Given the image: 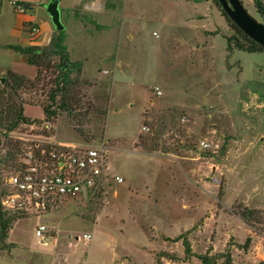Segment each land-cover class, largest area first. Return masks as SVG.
<instances>
[{
	"label": "rangeland",
	"instance_id": "1",
	"mask_svg": "<svg viewBox=\"0 0 264 264\" xmlns=\"http://www.w3.org/2000/svg\"><path fill=\"white\" fill-rule=\"evenodd\" d=\"M243 1L264 22L253 1ZM76 4L59 6L69 61L82 63L81 75H71L78 80L72 111L44 122L40 104L27 105L24 114L36 123L9 137L22 152L36 143H105L108 177L103 194L21 219L17 240L38 258L35 229L45 225L61 245L91 234L89 250L78 242L71 264H156L163 252L171 255L161 264H201L195 256L186 262L181 241L165 237L175 239L195 218L188 228L195 254L213 241L215 252L229 246L235 264L264 263V53L227 50L232 33L213 0ZM9 23L0 19V87L9 71L37 76L8 48L17 44ZM58 63L39 69L40 91L23 95L27 101L46 102ZM6 150L2 138L0 158ZM14 169L0 164L2 187ZM246 209L255 212L250 224L240 218Z\"/></svg>",
	"mask_w": 264,
	"mask_h": 264
},
{
	"label": "trees",
	"instance_id": "2",
	"mask_svg": "<svg viewBox=\"0 0 264 264\" xmlns=\"http://www.w3.org/2000/svg\"><path fill=\"white\" fill-rule=\"evenodd\" d=\"M254 8L257 13L264 20V0H252ZM215 6L218 8L221 16L225 19L231 35L226 37L227 50L233 52L239 50L247 53H264V48L255 43L249 37H247L229 18L225 12L221 9L217 0H213ZM27 11L31 10V5L24 4ZM48 15V14H47ZM54 30V28H53ZM67 35L66 31L57 32L54 30L50 44L46 48L35 47H20V46H8L9 49L19 52L26 58L28 65L37 68V76L34 80L26 78L24 75L9 71L7 72L5 79L6 82L0 87V144L1 139L6 140V153L0 158V164L9 167L16 168L19 164V157L22 153L18 143H14L9 137L11 133L15 132L21 125H32L35 121H30L24 114V108L27 105H33L38 103L41 106L44 118L42 121L50 122L54 120L61 112H71L68 102L73 99L71 89L77 84L78 80L71 77L76 73L79 77L82 73L81 62L69 61V53L67 46L65 45ZM57 57L59 63L53 65V68L57 71V76L53 81V87L49 89L46 94V102H42L33 98L27 101L23 95L30 93H38L40 91L39 85L42 82L40 79L41 69L43 66L49 68L51 65V59ZM42 90V89H41ZM33 97V96H32ZM74 101V100H73ZM5 146V144H4ZM168 153L164 154L167 156ZM4 194L2 182L0 180V200ZM254 210L246 209L240 214L241 220L246 224L249 223V219L254 215ZM23 219L16 214H11L3 210L0 205V250H9L12 245L6 243V239L13 225ZM189 232L181 233L175 239L174 242L181 241L184 258L187 262L191 257L195 256L201 264H235L232 259L231 250L229 246H226L223 252H215L212 246H209L204 253L195 254L192 249V244L188 239ZM170 240V239H167ZM251 239L247 238L242 247L247 249ZM170 253H162V256L170 257ZM160 255H156V264H161ZM174 261L173 258H170ZM258 264H264L260 262Z\"/></svg>",
	"mask_w": 264,
	"mask_h": 264
},
{
	"label": "built area",
	"instance_id": "3",
	"mask_svg": "<svg viewBox=\"0 0 264 264\" xmlns=\"http://www.w3.org/2000/svg\"><path fill=\"white\" fill-rule=\"evenodd\" d=\"M12 10L24 15L28 11L25 3L12 0ZM29 39L40 36V28L29 23ZM155 94L162 93L155 88ZM201 146L207 145L201 142ZM108 149L105 143L82 147L68 143H36L23 150L18 166L3 178L4 194L0 205L4 211L20 217H35L48 213L61 201L91 199L103 194L108 177ZM114 180L121 182L119 176ZM45 225L35 229L40 243L47 245ZM91 234L77 236L76 240L87 243Z\"/></svg>",
	"mask_w": 264,
	"mask_h": 264
},
{
	"label": "crops",
	"instance_id": "4",
	"mask_svg": "<svg viewBox=\"0 0 264 264\" xmlns=\"http://www.w3.org/2000/svg\"><path fill=\"white\" fill-rule=\"evenodd\" d=\"M10 1L12 0H0V19L4 16L9 17V35L10 38L13 39V43H17L14 46L35 48L48 47L53 33V26L51 24L50 17L47 15L45 10L49 0H16L31 5V10L24 15L15 13L9 4ZM106 1L107 0H77L76 5L81 6V9H102L104 8ZM30 22L35 23L40 28V36L34 41L30 40L28 35V24ZM140 153L145 154L142 152ZM19 222L20 220H18L13 225L6 239V243L11 244L12 247L9 250L0 251V264H71L70 261L77 251L79 241L75 239V241L73 240L67 245H61L59 243V237L57 233H46L45 240H47V245L41 244L37 238L38 247L40 248L37 251L35 250V252H39L40 254V256L37 258L29 250L28 246H24L21 241L17 240L19 239V234L16 232V228ZM194 222L195 218L191 221L192 224L186 227V229H180V234L189 231L190 229L188 230V228L192 225L193 226L191 228H193L196 225ZM203 228H205V224L203 226H198V230L200 231ZM165 237L168 239L174 238H172V236L166 235ZM188 237H192V233L189 234ZM90 241L87 243L82 242L88 250ZM210 246H212L214 251L218 250L215 247V242L211 241ZM82 254L87 255L83 250ZM113 258L116 257L114 256Z\"/></svg>",
	"mask_w": 264,
	"mask_h": 264
},
{
	"label": "water",
	"instance_id": "5",
	"mask_svg": "<svg viewBox=\"0 0 264 264\" xmlns=\"http://www.w3.org/2000/svg\"><path fill=\"white\" fill-rule=\"evenodd\" d=\"M60 2L61 0H49L45 9L54 30L57 32L65 30L61 21ZM217 2L230 21L247 37L264 48V22L249 12L243 0H217ZM4 81L5 79H2V83Z\"/></svg>",
	"mask_w": 264,
	"mask_h": 264
}]
</instances>
